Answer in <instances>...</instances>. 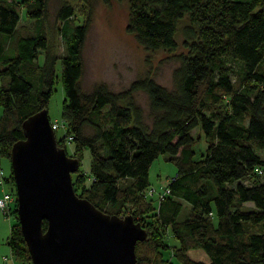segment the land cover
<instances>
[{"label": "trees", "instance_id": "obj_1", "mask_svg": "<svg viewBox=\"0 0 264 264\" xmlns=\"http://www.w3.org/2000/svg\"><path fill=\"white\" fill-rule=\"evenodd\" d=\"M128 1L127 30L151 50H176L179 21L188 16V52L174 70V87L145 76L119 91L104 82L85 90L89 20L74 23L73 4L63 3L65 53L59 56L43 23L49 0H0V158L11 160L13 143L25 137L23 120L47 108L61 59L68 130L58 143L66 147L72 136L71 155L80 165L84 149L91 153L90 170L79 167L75 190L104 211L132 213L147 229L136 242V264H264V157L258 152L264 148V0ZM23 11L39 20L36 29H20ZM138 90L148 94V113L135 100ZM198 126L208 145L196 157ZM161 153L178 169L170 191L155 202L146 191ZM4 177L15 185L13 170ZM11 213V253L33 264L16 200Z\"/></svg>", "mask_w": 264, "mask_h": 264}, {"label": "water", "instance_id": "obj_2", "mask_svg": "<svg viewBox=\"0 0 264 264\" xmlns=\"http://www.w3.org/2000/svg\"><path fill=\"white\" fill-rule=\"evenodd\" d=\"M22 125L25 137L13 143L10 158L33 264H136V242L147 229L132 213L104 211L77 193L73 173L80 160L58 143L47 108Z\"/></svg>", "mask_w": 264, "mask_h": 264}, {"label": "rangeland", "instance_id": "obj_3", "mask_svg": "<svg viewBox=\"0 0 264 264\" xmlns=\"http://www.w3.org/2000/svg\"><path fill=\"white\" fill-rule=\"evenodd\" d=\"M65 2L72 3L75 8L74 23H84L89 20V30L83 49L84 72L80 80L83 89L91 90L95 84L104 82L110 89L119 91L127 88L133 80L145 76L154 78L168 88L174 87V70L181 63L182 55L188 52V48L184 43V28L190 23L187 15L179 21L176 32L178 41L176 50H151L141 44L134 33L127 30L129 17L128 0H49L48 16L43 23L49 38L50 48L59 56L65 53V43L59 33L62 20L58 17V11ZM39 23V20L28 18L25 15V11L20 15L19 27L23 32L26 29L24 27L34 30ZM40 59L41 61L44 59L43 53L40 54ZM56 70L57 76L47 109L51 122L57 121L60 124L55 130L57 139L63 140L64 135L67 134L68 124L62 114L67 97L62 78L61 59H58ZM234 77L235 75H233ZM134 97L148 113V94L143 90H138L134 92ZM0 109H3L1 104ZM192 133L196 138L194 148L196 157H198L202 152H205L208 143L199 126L194 128ZM64 143L67 152L72 154L74 143L67 139ZM258 152L264 157V148L258 149ZM0 161V167L5 172L4 175H10L12 172L11 160L8 157H1ZM90 165L91 153L88 148H85L80 165L81 171L88 173ZM177 169L176 163L169 159L165 153L159 154L153 160L149 173V188H154L155 192L153 195H147V197L158 202L159 192L168 185L169 180L177 173ZM76 174L77 171L73 173V180L76 178ZM261 179L264 181V172L261 173ZM245 181L247 183L254 182L251 178ZM89 182L90 178L88 177L87 183ZM4 185L14 193L17 202L15 185L8 181H5ZM1 186L0 193L3 194L1 188H6L3 185ZM79 191L80 188L77 189V192ZM251 206H254L253 202H245V208H250ZM15 220L14 213L5 214L0 207V263L3 261V256L11 254L8 237L12 223ZM170 242L174 244L175 239L170 237ZM165 255L170 257L169 249L165 252ZM13 258L15 264H22L14 255ZM173 260L175 261V258Z\"/></svg>", "mask_w": 264, "mask_h": 264}, {"label": "built area", "instance_id": "obj_4", "mask_svg": "<svg viewBox=\"0 0 264 264\" xmlns=\"http://www.w3.org/2000/svg\"><path fill=\"white\" fill-rule=\"evenodd\" d=\"M53 128L56 130L60 124L55 121V122H51ZM72 136H67L66 139L71 141ZM261 171V170H260ZM5 177H4V170L2 167H0V184L5 186ZM6 188V187H5ZM170 191L168 185L164 187V189L162 191L159 192V199L164 197L166 193H168ZM155 192L154 188H148L146 191V195H153ZM15 202V195L11 190L3 189V194L0 195V207L3 210V212L5 214L11 213V207L13 205V203ZM1 264H15L14 258L12 253L9 255H5L3 256V261L1 262Z\"/></svg>", "mask_w": 264, "mask_h": 264}, {"label": "crops", "instance_id": "obj_5", "mask_svg": "<svg viewBox=\"0 0 264 264\" xmlns=\"http://www.w3.org/2000/svg\"><path fill=\"white\" fill-rule=\"evenodd\" d=\"M1 110V109H0ZM3 114V109L1 110V114H0V116ZM1 162V161H0ZM1 186V185H0ZM2 187V186H1ZM5 187V186H4ZM1 191H3V188H1ZM0 195H1V193H0Z\"/></svg>", "mask_w": 264, "mask_h": 264}]
</instances>
